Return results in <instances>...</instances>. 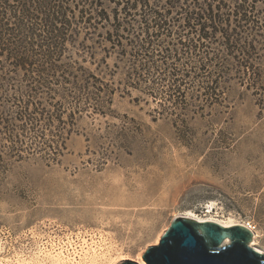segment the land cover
I'll return each mask as SVG.
<instances>
[{"label":"rangeland","instance_id":"rangeland-1","mask_svg":"<svg viewBox=\"0 0 264 264\" xmlns=\"http://www.w3.org/2000/svg\"><path fill=\"white\" fill-rule=\"evenodd\" d=\"M115 60L107 58L104 79L121 90L104 112L68 96L64 121L70 107L83 109L63 124L69 131L55 154L45 145L61 132L42 117L36 129L16 130L15 144L0 130V264L73 251L69 243L79 248L84 238L109 264L135 262L185 214L251 221L264 250V48L254 54L256 74L232 60L211 63L186 76L178 98L164 81L153 95L147 83L126 85L128 61L116 68ZM212 77L215 93L206 88ZM15 148L20 157L9 158Z\"/></svg>","mask_w":264,"mask_h":264},{"label":"trees","instance_id":"trees-1","mask_svg":"<svg viewBox=\"0 0 264 264\" xmlns=\"http://www.w3.org/2000/svg\"><path fill=\"white\" fill-rule=\"evenodd\" d=\"M260 47L264 0H0V130L15 144L16 130H34L42 117L44 128L61 132L55 146L45 145L55 154L65 146L63 124L83 109L70 107L64 121L68 96L93 100L104 112L121 90L104 79L111 54L116 68L128 61L126 85L147 83L153 95L154 83L164 81L178 98L186 76L207 72L211 63L232 60L256 74ZM216 78L208 92L215 93Z\"/></svg>","mask_w":264,"mask_h":264},{"label":"water","instance_id":"water-1","mask_svg":"<svg viewBox=\"0 0 264 264\" xmlns=\"http://www.w3.org/2000/svg\"><path fill=\"white\" fill-rule=\"evenodd\" d=\"M251 238L242 225L179 216L140 258L120 264H264V253L250 246Z\"/></svg>","mask_w":264,"mask_h":264},{"label":"bare ground","instance_id":"bare-ground-1","mask_svg":"<svg viewBox=\"0 0 264 264\" xmlns=\"http://www.w3.org/2000/svg\"><path fill=\"white\" fill-rule=\"evenodd\" d=\"M182 217L193 218L198 221H206V220L215 221L223 226H230L235 224L242 225L248 228L252 232V238L249 241L250 246L254 247L257 251L264 253V250L256 246L258 237L260 236L259 232L256 230V226L254 229H252L251 226L249 227L247 225V222H242L234 218L220 219L214 216L200 218L197 216L192 217L190 215L185 214ZM158 239H160L159 236L156 239V242H158ZM69 244L72 245L71 248L73 251L69 250L68 245L67 248L62 246L60 247L59 250H57L58 248L57 247L55 248L56 250L50 249L47 250V252L40 251V253H37L29 258L24 256H23L24 258H15V260H11V262L9 261L10 262L9 264H109L110 262V256L101 250L100 244L96 243V241L90 244L84 238V241L82 242V244L79 245V248L78 245H74V243L72 242ZM55 251L57 252L54 253ZM140 257H141V252L139 253L138 258ZM1 264L3 263L1 262Z\"/></svg>","mask_w":264,"mask_h":264},{"label":"built area","instance_id":"built-area-1","mask_svg":"<svg viewBox=\"0 0 264 264\" xmlns=\"http://www.w3.org/2000/svg\"><path fill=\"white\" fill-rule=\"evenodd\" d=\"M247 225L250 227H252V229L255 228V224L251 223V221H247Z\"/></svg>","mask_w":264,"mask_h":264}]
</instances>
